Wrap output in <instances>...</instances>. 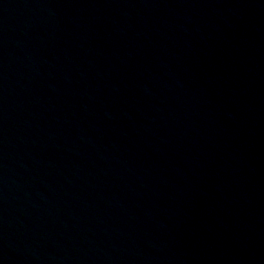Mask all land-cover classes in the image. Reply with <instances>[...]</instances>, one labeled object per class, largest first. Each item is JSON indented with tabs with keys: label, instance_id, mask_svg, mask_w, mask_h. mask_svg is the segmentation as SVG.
<instances>
[{
	"label": "water",
	"instance_id": "obj_1",
	"mask_svg": "<svg viewBox=\"0 0 264 264\" xmlns=\"http://www.w3.org/2000/svg\"><path fill=\"white\" fill-rule=\"evenodd\" d=\"M0 264H264V0H0Z\"/></svg>",
	"mask_w": 264,
	"mask_h": 264
}]
</instances>
